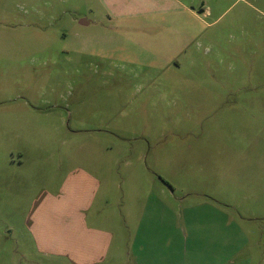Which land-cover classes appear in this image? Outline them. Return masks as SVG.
Returning <instances> with one entry per match:
<instances>
[{"label":"rangeland","instance_id":"obj_1","mask_svg":"<svg viewBox=\"0 0 264 264\" xmlns=\"http://www.w3.org/2000/svg\"><path fill=\"white\" fill-rule=\"evenodd\" d=\"M179 1L206 12L117 27L70 0H0V148L28 149L39 171L30 194L52 192L61 165L102 175L127 245L124 204L142 198L144 212L151 192L158 245L173 239L175 264L203 259L188 255L199 212L211 210L199 204L212 202L221 263L248 264L241 217L264 213V0ZM132 34L188 44L167 63L169 40L149 55Z\"/></svg>","mask_w":264,"mask_h":264},{"label":"crops","instance_id":"obj_2","mask_svg":"<svg viewBox=\"0 0 264 264\" xmlns=\"http://www.w3.org/2000/svg\"><path fill=\"white\" fill-rule=\"evenodd\" d=\"M70 2L74 10L97 12L101 19L99 23L108 21L117 27L174 25L181 22L178 17L184 13L200 21L199 11L197 14L194 9L189 10L179 0ZM79 18L78 23L82 27L93 24L89 17ZM75 36L77 40L81 38L79 34ZM135 36L129 35V40L137 42L140 47L147 43L145 47L148 50L144 46L142 48L149 55L154 54L150 49L151 43L158 45L164 40L167 44L169 40L173 52L167 56V63L174 61L188 44L183 42L179 48L175 47L173 44L177 39L173 36ZM105 38L98 36V41L103 42ZM27 151L24 146L0 148V185L2 180L5 184V194L0 187V223L3 224L0 228V264H47V261L48 264H175L173 239L159 244V249L155 213L152 212V206L154 208L157 201L151 192L144 199V212L140 210L142 198L124 204L123 216L129 236L133 233L130 245H127L126 235L122 236L120 214L110 210L111 203L103 196L105 182L102 175L84 166L64 168L61 165L57 169L54 190L51 192L49 187L43 185L35 189L32 195L30 189L34 184L31 181L39 171L36 166L26 163ZM42 174L44 178L43 171ZM206 199L212 198L206 196ZM261 199L264 202V191ZM211 203L207 200L200 202V206L207 205L211 210L199 212V242L190 245L189 255L186 252L190 259L195 251H200L203 259L184 260L183 264H222L218 236L220 213L218 208L210 206ZM127 208L128 214L125 213ZM192 218L189 217L186 222ZM241 218L247 223V237L245 246L239 251L246 252L248 264H264V213L262 216ZM115 229L119 231V236ZM5 233H8L7 237ZM10 238L14 242L4 244V239Z\"/></svg>","mask_w":264,"mask_h":264},{"label":"water","instance_id":"obj_3","mask_svg":"<svg viewBox=\"0 0 264 264\" xmlns=\"http://www.w3.org/2000/svg\"><path fill=\"white\" fill-rule=\"evenodd\" d=\"M202 13H203V10H200V11H199V14H202Z\"/></svg>","mask_w":264,"mask_h":264}]
</instances>
